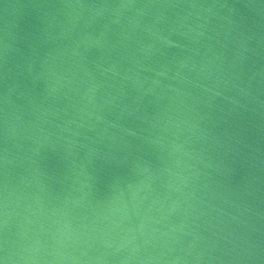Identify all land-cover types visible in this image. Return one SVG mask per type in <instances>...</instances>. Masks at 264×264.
I'll return each instance as SVG.
<instances>
[{
    "label": "water",
    "instance_id": "1",
    "mask_svg": "<svg viewBox=\"0 0 264 264\" xmlns=\"http://www.w3.org/2000/svg\"><path fill=\"white\" fill-rule=\"evenodd\" d=\"M0 264H264V0H0Z\"/></svg>",
    "mask_w": 264,
    "mask_h": 264
}]
</instances>
